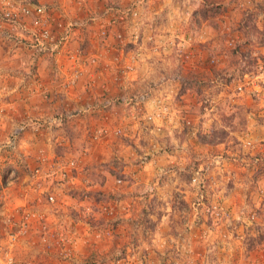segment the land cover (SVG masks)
<instances>
[{"label": "rangeland", "instance_id": "rangeland-1", "mask_svg": "<svg viewBox=\"0 0 264 264\" xmlns=\"http://www.w3.org/2000/svg\"><path fill=\"white\" fill-rule=\"evenodd\" d=\"M2 2V249L15 234L20 264H264V0H97L73 28L110 49L86 33L61 69L26 44L34 13L15 16L45 1Z\"/></svg>", "mask_w": 264, "mask_h": 264}, {"label": "built area", "instance_id": "built-area-1", "mask_svg": "<svg viewBox=\"0 0 264 264\" xmlns=\"http://www.w3.org/2000/svg\"><path fill=\"white\" fill-rule=\"evenodd\" d=\"M18 12L20 14H18ZM18 12L15 10V16L20 15V18H23L26 15H32L33 13L35 16L32 20L34 29L33 37H30L26 41V44L40 45L41 49L50 51L53 50L57 53L60 52L65 45H67L73 31L74 22L67 23L64 20L57 18L44 4H39L34 7L23 4L18 8ZM15 16H12L10 19L16 21ZM55 24L58 26V30H61L60 32H57L54 28ZM102 33L104 35L107 34L104 29L102 30ZM69 163L73 164V161ZM50 199L55 201V196L51 195ZM16 239L17 237L15 234L10 236L8 241V246H11L10 249L3 250L0 245V264H20L12 251V247L14 246Z\"/></svg>", "mask_w": 264, "mask_h": 264}, {"label": "crops", "instance_id": "crops-1", "mask_svg": "<svg viewBox=\"0 0 264 264\" xmlns=\"http://www.w3.org/2000/svg\"><path fill=\"white\" fill-rule=\"evenodd\" d=\"M2 1L4 2V0H2ZM42 1H45V2H42V3H44V5H46L49 10H53V12H54V14H56L55 16L57 18L61 17L67 23L74 22L75 24L77 23L75 19L81 16V15L79 16V14H78L79 12H81L82 14L87 13L86 11L88 9H90V7H92V6L94 7V4H97V0H80V1H82L81 6L79 5L78 7L72 8L71 4L67 3L66 0H63V1L62 0L61 1H59V0H42ZM91 1H92V3H91ZM70 9L77 10L76 11L77 14L71 12ZM79 9H81V10H79ZM102 18H105V17L102 16ZM102 18L101 17L97 18V20H95V23H100V25L103 24L102 23L103 22ZM79 19L82 20V18H79ZM106 21H108V20H106ZM106 21L104 20V22H106ZM99 27L100 26H97V27H95V26H93V27H85V28L81 27L82 30H81V28H78V27H74L73 28V33L70 36V38H71L70 43H67V45H65L63 47V49L59 52L58 56L60 57V59L57 60L58 61V63H57L58 65L57 66L59 67V69H61L62 66H63V68L65 67V62H67V64H68L71 61V60H69L68 54H71V58H73V59L78 56V54L76 55V51L77 50H79L78 52H80V54H82V51H83L84 48L83 49H81V48L85 45V43L83 42L82 39H84V35L86 33L93 34L95 32V34L92 37L91 41H92V45H93V47L95 48L96 51L98 50V51L104 52V51L110 49V48L105 49L104 44L97 45L98 40H99V42H101L100 38L97 39V37H99V35H98L99 31L97 30ZM28 48H31L29 50L32 51L33 53L37 52L34 47H28ZM120 50L122 51L123 49H120ZM24 54H25V57L23 59L29 60L30 59V55L27 54V53H24ZM44 57H47V58H45V61H44V59H38V60H40V61H38L39 62L38 64H39L40 74H44V72H41V70L45 71L44 67L46 68L48 63H49L48 62L49 60H48V54L47 53L44 54ZM36 58H39V57H36ZM104 112H106V111H104ZM85 227H86L85 229H90L87 226H85ZM32 252L35 253L36 250L32 251ZM23 254H25V253L23 252ZM49 264H52V263H49ZM53 264H55V263H53Z\"/></svg>", "mask_w": 264, "mask_h": 264}, {"label": "trees", "instance_id": "trees-1", "mask_svg": "<svg viewBox=\"0 0 264 264\" xmlns=\"http://www.w3.org/2000/svg\"><path fill=\"white\" fill-rule=\"evenodd\" d=\"M195 81H196V80H195ZM187 83H188V84L191 83V80L188 79V80H187ZM182 88L184 89V91L188 89L186 84H185V86H184V84H183V85H182ZM204 140L207 141V143L212 142V140H208V139H204Z\"/></svg>", "mask_w": 264, "mask_h": 264}]
</instances>
